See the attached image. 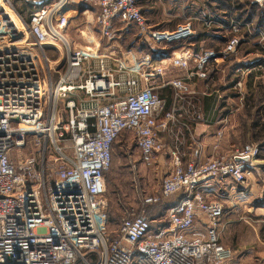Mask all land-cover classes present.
I'll use <instances>...</instances> for the list:
<instances>
[{"label":"built area","instance_id":"1","mask_svg":"<svg viewBox=\"0 0 264 264\" xmlns=\"http://www.w3.org/2000/svg\"><path fill=\"white\" fill-rule=\"evenodd\" d=\"M140 2L1 0L0 264H227L232 260V250L220 243L224 206L207 200L200 189L231 179L237 198L245 202L250 193L248 171L257 154L253 144L218 154L217 143L216 155L205 161L200 143L189 162H184L178 148L167 150L159 197L143 198L141 213L127 212L114 236L106 229L105 175L113 163L114 145L125 132L133 134L140 162L147 168L155 166L165 151L159 134L177 121L178 104L190 93L185 78L167 81L166 69L188 72L193 64L203 72L211 63L235 54L241 42L240 27L234 26L236 35L222 50L185 51L165 66L153 60L129 64L113 52L102 54L103 42L106 51L115 47L118 23L138 27L143 39L155 44L194 36L190 23L172 31L150 28ZM15 3L31 8L28 20ZM254 3L263 5L264 0ZM73 21L84 25L80 31L84 45L67 34ZM56 46L66 56L63 72L52 67L46 50L51 47L59 53ZM157 82L177 91L171 112H165V101L155 91ZM80 93L90 100L82 101ZM192 117L201 119L198 112ZM179 194L168 209V225L153 229L145 208ZM198 224L203 228L198 229Z\"/></svg>","mask_w":264,"mask_h":264},{"label":"crops","instance_id":"2","mask_svg":"<svg viewBox=\"0 0 264 264\" xmlns=\"http://www.w3.org/2000/svg\"><path fill=\"white\" fill-rule=\"evenodd\" d=\"M140 8L142 10V6ZM205 21H202L201 29L190 23L195 32L194 36L172 44H155L150 40H144L139 33L142 37L140 39L149 44V52L130 47L131 43L129 44L128 40L134 25L122 26L118 23L115 29L120 35L113 49L122 48L128 53L132 52L134 63L153 60L165 66L171 57L180 56L185 51L191 53L204 50L220 51L228 39L236 35L232 30L221 26L223 22L217 21L215 23L217 27L208 29L205 27L207 26ZM78 22L73 21L71 27L74 28L68 29L67 34L75 43L84 45L85 41L80 35L84 25L77 24ZM149 27L154 29V26ZM238 34L241 42L236 53L226 60L211 63L203 72H197L193 64L188 72L179 68L166 69L167 81L179 78L177 75L182 73L180 78L186 79L190 93L185 95V101L178 104L181 111L178 113L177 121L168 123L165 132L159 134L165 151L158 158L156 166L163 175L166 173L167 150L173 148H178L184 162H189L193 158V148L197 143L202 146L203 161L216 155L214 146L217 143L220 151L218 154L230 153L242 148L244 144L257 146L255 160L248 171L250 193L245 202L237 198V186L231 179L226 180L224 184L203 187L200 191L207 200L220 201L224 206L225 214L220 224V243L233 248L235 260L238 256L242 258L249 255L250 258L261 262L264 261V26L240 27ZM104 45H107V42L102 43V49L107 48ZM51 50L57 53L53 48ZM47 53L51 59L53 53L49 50ZM238 83H242V86L239 87ZM154 87L165 101V112H171L177 105L175 103L177 91L171 86L163 87L159 82L155 83ZM79 95L84 98V93ZM194 112L201 115L200 120L192 117ZM218 133H221V136H218ZM124 134L134 139L133 134L129 132ZM128 143L129 140H125L122 146L126 147ZM180 196V194L173 196L172 203ZM234 203L237 204L236 208L232 207ZM197 228L202 229L203 226L198 224Z\"/></svg>","mask_w":264,"mask_h":264},{"label":"rangeland","instance_id":"3","mask_svg":"<svg viewBox=\"0 0 264 264\" xmlns=\"http://www.w3.org/2000/svg\"><path fill=\"white\" fill-rule=\"evenodd\" d=\"M21 4L18 3V6H21L22 11L28 17V10L24 4ZM139 6H142L147 24L154 26V30L158 31H172L179 24L185 23L194 24L195 27L201 29L204 20L207 23L205 27L208 29L217 27L218 25L215 23L220 21L224 23H221V26L231 30L234 26L258 27L260 26L259 20H264V4H256L254 0H141ZM262 24L264 26V22ZM71 28H74V26ZM130 31L128 40V43H131L130 47L149 52V44L140 39L142 37L139 36L138 27L134 26ZM104 47H107V45H104ZM105 49L101 51L102 54L110 55L113 52V56L116 58H121L125 62L129 61V64H133L132 57L134 54L132 52L128 53L122 48L108 51ZM48 50L53 53L51 61L56 64L52 67H58L63 72L66 67V56L63 49L59 48V53H54L51 48H48ZM177 76L180 78L182 73ZM257 91L260 92L258 89ZM83 96L82 101L90 100L85 94ZM61 109L63 111V108ZM64 117H68L67 112H64ZM125 140H129V143L126 147H123ZM245 145L247 144L243 146ZM133 166H136V169H133ZM163 177V173L156 165L147 168L140 162V156L132 136L124 134L117 141L113 151V163L105 179L106 229L112 236L115 235L119 223L127 215V212L141 213V200L143 198L159 197ZM170 205L171 200L164 199L160 205L145 208L147 215L149 214L155 219L152 225L153 229L168 224V208ZM242 209L245 210L244 207ZM227 264H264V261L257 262L249 255H244L242 258L238 256L235 260L233 254L232 260Z\"/></svg>","mask_w":264,"mask_h":264},{"label":"trees","instance_id":"4","mask_svg":"<svg viewBox=\"0 0 264 264\" xmlns=\"http://www.w3.org/2000/svg\"><path fill=\"white\" fill-rule=\"evenodd\" d=\"M22 5V4H21ZM15 6H16V9H17V11L19 12V14H21L23 17H24V19L25 20H28V17L25 15V13L22 11V8H21V6H18V3H15ZM25 7H26V9L28 10V16L31 14V12H30V10H31V8L29 7V6H27V5H25ZM26 16V17H25ZM259 22H260V26H262L263 24H262V22H264V20H259ZM121 138V137H120ZM119 138V139H120ZM116 145V144H115ZM115 145H114V147H115ZM113 151H114V148H113ZM107 175V174H106ZM106 175H105V179H106ZM168 200H171V205H172V198H170V199H168ZM163 200H161L159 203H157V204H155V205H160V203L162 202ZM170 205V206H171ZM152 206H154V205H152ZM165 207V206H164ZM170 208V207H169ZM168 208V209H169ZM148 216H149V218L153 221V222H155L154 220L155 219H153V217H151L149 214H148ZM168 224H163V225H160V227H164V226H167Z\"/></svg>","mask_w":264,"mask_h":264}]
</instances>
